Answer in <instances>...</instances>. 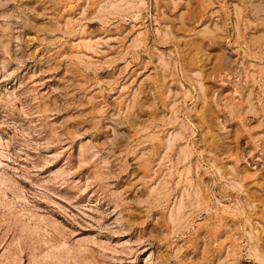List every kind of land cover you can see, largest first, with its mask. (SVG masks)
Masks as SVG:
<instances>
[{
  "label": "rangeland",
  "instance_id": "374dc122",
  "mask_svg": "<svg viewBox=\"0 0 264 264\" xmlns=\"http://www.w3.org/2000/svg\"><path fill=\"white\" fill-rule=\"evenodd\" d=\"M0 264H264V0H0Z\"/></svg>",
  "mask_w": 264,
  "mask_h": 264
}]
</instances>
